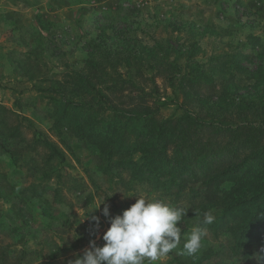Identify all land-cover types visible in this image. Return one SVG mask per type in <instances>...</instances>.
<instances>
[{"label": "rangeland", "instance_id": "obj_1", "mask_svg": "<svg viewBox=\"0 0 264 264\" xmlns=\"http://www.w3.org/2000/svg\"><path fill=\"white\" fill-rule=\"evenodd\" d=\"M133 39L140 52L153 48L154 41L169 40L184 50L195 44L192 54L178 52L180 72L172 83L143 66L150 78L146 90L165 102L161 118L182 113V87L206 105L218 101L207 88L218 80L197 79V70L191 69L207 72L216 54L232 55L222 57V67L246 84L238 93L260 90L236 71L233 54L241 52L239 64L251 71L263 63L264 0H0V264H69L90 240L104 243L109 226L101 212L105 204L115 216L135 202V195L189 206L185 220L178 222L181 244L159 264H264L236 253L215 209L200 252L180 254L184 238L202 219L192 192L171 195L125 172L120 180L118 170L108 171V159L95 145L66 133L56 136L54 90L59 83L81 70L97 45L125 49L130 44L133 49ZM118 72L127 75L122 64ZM17 131L20 137L14 136ZM42 137L62 150V161L47 160L48 151L37 140ZM92 216L99 217L98 225Z\"/></svg>", "mask_w": 264, "mask_h": 264}, {"label": "trees", "instance_id": "obj_2", "mask_svg": "<svg viewBox=\"0 0 264 264\" xmlns=\"http://www.w3.org/2000/svg\"><path fill=\"white\" fill-rule=\"evenodd\" d=\"M136 42L133 39V49L130 44L125 49L97 45L96 52H88L83 68L69 72L59 83L54 90L59 111L53 123L56 136L66 133L95 145L108 159V171L118 170L120 180V172H125L171 195L192 192V204L200 215L220 211L221 227L231 236L236 253L256 260L264 248V56L251 71L239 64L241 52L233 54L236 71L251 79L252 87L260 86L246 95L237 91L246 84L222 67V57L229 59L231 54H216L207 72L193 66L197 79L218 80L207 86L218 101L206 105L182 87V113L161 118L165 102L146 90L144 83L150 78L143 66L172 83L180 72L178 52L192 54L195 44L184 50L169 40L154 41L153 48L140 52ZM120 64L125 77L118 72ZM37 140L47 149V160L64 159L49 138Z\"/></svg>", "mask_w": 264, "mask_h": 264}, {"label": "clouds", "instance_id": "obj_3", "mask_svg": "<svg viewBox=\"0 0 264 264\" xmlns=\"http://www.w3.org/2000/svg\"><path fill=\"white\" fill-rule=\"evenodd\" d=\"M135 196V202L115 216H110L109 207L105 204L101 212L108 218L109 226L102 234L104 243L98 246L94 240H90L89 247L69 264H159L178 248L182 233L178 222L185 220L189 206H179L147 195ZM104 201L92 210L98 209ZM91 219L99 224L98 216ZM214 220L213 212L205 211L202 219L184 238L180 254H198L207 232L206 226ZM255 258L258 262H264V248Z\"/></svg>", "mask_w": 264, "mask_h": 264}]
</instances>
